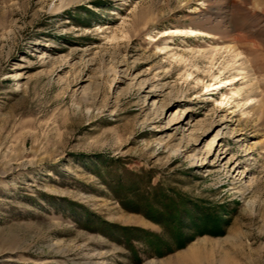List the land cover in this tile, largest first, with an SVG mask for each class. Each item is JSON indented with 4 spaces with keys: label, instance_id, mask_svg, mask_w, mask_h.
<instances>
[{
    "label": "rangeland",
    "instance_id": "obj_1",
    "mask_svg": "<svg viewBox=\"0 0 264 264\" xmlns=\"http://www.w3.org/2000/svg\"><path fill=\"white\" fill-rule=\"evenodd\" d=\"M0 264H264V0H0Z\"/></svg>",
    "mask_w": 264,
    "mask_h": 264
},
{
    "label": "trees",
    "instance_id": "obj_2",
    "mask_svg": "<svg viewBox=\"0 0 264 264\" xmlns=\"http://www.w3.org/2000/svg\"><path fill=\"white\" fill-rule=\"evenodd\" d=\"M181 246V245H180Z\"/></svg>",
    "mask_w": 264,
    "mask_h": 264
}]
</instances>
